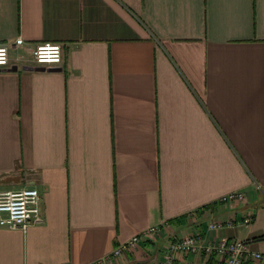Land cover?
Instances as JSON below:
<instances>
[{
	"label": "crops",
	"instance_id": "crops-1",
	"mask_svg": "<svg viewBox=\"0 0 264 264\" xmlns=\"http://www.w3.org/2000/svg\"><path fill=\"white\" fill-rule=\"evenodd\" d=\"M47 41L62 62L34 64ZM0 44L24 58L0 69V188L44 216L0 227V264H89L156 226L114 264L187 234L264 254V0H0Z\"/></svg>",
	"mask_w": 264,
	"mask_h": 264
},
{
	"label": "built area",
	"instance_id": "built-area-1",
	"mask_svg": "<svg viewBox=\"0 0 264 264\" xmlns=\"http://www.w3.org/2000/svg\"><path fill=\"white\" fill-rule=\"evenodd\" d=\"M23 42V38H18L15 41V45L19 47ZM62 58V44L47 41L36 46L31 61L37 65L51 66L61 63ZM23 59L20 54H17L12 59L9 46L0 44V69L18 66ZM246 199L247 194L245 191H232L223 195L220 201L232 203ZM252 221V214H247L243 219L245 224H250ZM43 222L42 196L36 187L31 186L21 189L0 188V227L26 230L30 226ZM219 227H221V224L216 222L210 225L211 229ZM159 230L160 228L157 226L145 230L133 236L128 242L115 247L109 256L89 264H114L124 250L136 246L142 238L153 237ZM203 241L201 234H187L181 238L170 240L165 245V256L162 264H175L177 258L189 254H200V256L205 257L206 262L210 260L212 255H215V260L218 264H249L250 261L259 262L264 260V254L252 251L246 240H231L222 237L208 242Z\"/></svg>",
	"mask_w": 264,
	"mask_h": 264
},
{
	"label": "trees",
	"instance_id": "trees-1",
	"mask_svg": "<svg viewBox=\"0 0 264 264\" xmlns=\"http://www.w3.org/2000/svg\"><path fill=\"white\" fill-rule=\"evenodd\" d=\"M211 206L210 205H206L205 207H203L204 209H208V208H210ZM215 260V255H212V257L210 258V260ZM209 260V261H210ZM140 264H142V263H140Z\"/></svg>",
	"mask_w": 264,
	"mask_h": 264
},
{
	"label": "water",
	"instance_id": "water-1",
	"mask_svg": "<svg viewBox=\"0 0 264 264\" xmlns=\"http://www.w3.org/2000/svg\"><path fill=\"white\" fill-rule=\"evenodd\" d=\"M17 69L18 68L16 66H13L9 70H17ZM29 69H32V68H29ZM41 69H44V68H41ZM130 264H137V263L133 262V263H130Z\"/></svg>",
	"mask_w": 264,
	"mask_h": 264
}]
</instances>
